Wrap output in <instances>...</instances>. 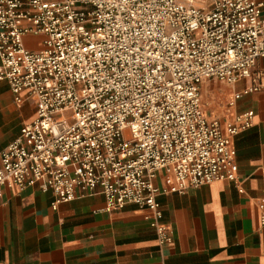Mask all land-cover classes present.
Returning <instances> with one entry per match:
<instances>
[{
  "label": "built area",
  "instance_id": "1",
  "mask_svg": "<svg viewBox=\"0 0 264 264\" xmlns=\"http://www.w3.org/2000/svg\"><path fill=\"white\" fill-rule=\"evenodd\" d=\"M198 1L0 0V81L17 106L36 105L0 152V199L37 184L56 210L99 191L105 211L147 210L162 246L172 238L159 196L216 181L239 189L233 138L253 112L223 129L203 111L200 85L260 89L264 4ZM26 37L39 38L35 49ZM159 173L171 184L157 187Z\"/></svg>",
  "mask_w": 264,
  "mask_h": 264
},
{
  "label": "crops",
  "instance_id": "2",
  "mask_svg": "<svg viewBox=\"0 0 264 264\" xmlns=\"http://www.w3.org/2000/svg\"><path fill=\"white\" fill-rule=\"evenodd\" d=\"M210 4L197 3L201 8ZM37 40L26 37L24 44L34 48ZM248 85L246 80L200 85V98L210 101L203 111L219 119L223 129L247 111L253 112L252 126L233 138L239 189L216 181L157 198L171 243L158 245L147 210L127 205L105 211L99 191L52 210V194L35 184L23 191L3 190L0 264H264V208H258L264 204V81L258 91L244 94ZM35 113L32 99L17 106L7 83L0 81V152ZM170 184L163 173L157 175V187Z\"/></svg>",
  "mask_w": 264,
  "mask_h": 264
},
{
  "label": "rangeland",
  "instance_id": "3",
  "mask_svg": "<svg viewBox=\"0 0 264 264\" xmlns=\"http://www.w3.org/2000/svg\"><path fill=\"white\" fill-rule=\"evenodd\" d=\"M38 41V40H37ZM35 45H37V42H34ZM217 86H222L221 84L217 83ZM202 105L204 106V109H207V105H209L208 103L210 102L209 100H207V97H202Z\"/></svg>",
  "mask_w": 264,
  "mask_h": 264
}]
</instances>
